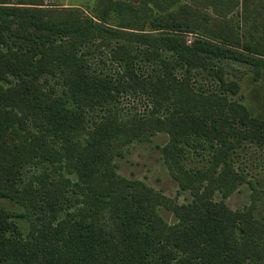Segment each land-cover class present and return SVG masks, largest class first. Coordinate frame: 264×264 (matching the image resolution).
I'll list each match as a JSON object with an SVG mask.
<instances>
[{
  "label": "trees",
  "instance_id": "trees-1",
  "mask_svg": "<svg viewBox=\"0 0 264 264\" xmlns=\"http://www.w3.org/2000/svg\"><path fill=\"white\" fill-rule=\"evenodd\" d=\"M14 1L0 0V199L14 201L21 212L0 207V264H264V221L252 214L257 187L250 184L252 206L245 213L212 200L216 190L226 198L245 182L227 160L229 139L264 144V120L225 96L237 94L240 86L217 76L224 96L196 94L190 79L178 80L171 71L162 76L155 68L156 80L149 81L151 75L139 73L123 45L115 50L120 61L115 74L88 65L98 41L123 40L146 45L144 59L166 69L172 60L186 75L204 70L214 75L213 68L229 60L250 66L259 81L264 43L234 27L213 36L202 24L167 10L147 23L155 36L128 35L80 9ZM199 1L198 7H210L230 24L224 11L255 0ZM186 32L203 38L188 45ZM129 91L152 98L147 119L122 121L119 98ZM96 113L100 120L90 125ZM127 125L133 131L150 125L170 136L164 160L182 173L179 187L194 199L189 206H166L178 218L175 225L158 212L159 195L115 173L111 150L126 142ZM196 143L210 145V165L186 171L181 159ZM27 167L40 174L26 183ZM17 219L29 223L27 234Z\"/></svg>",
  "mask_w": 264,
  "mask_h": 264
},
{
  "label": "rangeland",
  "instance_id": "rangeland-1",
  "mask_svg": "<svg viewBox=\"0 0 264 264\" xmlns=\"http://www.w3.org/2000/svg\"><path fill=\"white\" fill-rule=\"evenodd\" d=\"M20 1L15 0L14 3ZM26 1H35V4L40 5L35 8L40 9H56L58 11L67 8L80 9L86 15L97 18L98 21L104 23L108 21L109 27L121 30L128 35H154L158 33L148 29L147 23L153 17L170 11L174 15L192 19L191 23L193 24H202L201 27L205 32L213 36L226 34L227 28L234 27L235 33H243L248 39L264 43V0H255L248 7H243L241 1L238 8L233 10L230 8L224 11V13L229 14L230 24H226L210 7H198L197 3L201 2L199 0L196 1V4H194V0ZM182 6L188 7V10L183 11ZM108 8L112 10L109 14L105 12ZM203 15H206L208 20L203 19ZM250 33H253V35L251 36ZM184 36L188 45L193 44L198 38H203L201 34L194 32H186ZM120 45L130 49V56L136 58L137 68H139V73L142 76H150L153 68L162 70V72L158 70V74L162 76H165L163 72L171 71L178 80L182 78L190 79L192 89L196 94L203 92V94H221L224 96L219 89L217 76H222L228 83L238 84L240 90L237 94L227 93L225 96L230 102L243 105L253 118L264 120V71L261 79L256 81L255 74L250 66L225 60L220 66H216L218 68H213L216 71L214 75L206 70L194 71L191 75H186L183 73L184 69L174 66L176 61L171 60L172 62H168L167 69L161 66L158 60L147 62L144 59V52L148 50L146 45L137 42L127 43L123 40H110L109 44L103 45L101 41H98L92 50V55L88 56V65L94 71L115 74L120 62L116 57L115 52L117 51L115 50L120 48ZM161 53L170 57V53H164L163 50ZM219 68L220 70H218ZM158 74L153 73L147 80H156ZM172 99L175 101L176 98ZM119 101L118 108L120 109H118V112L122 116V121H128L130 118L143 121L147 119L148 115L152 114L150 113L153 108L152 98L142 92L138 94L131 91L123 92ZM160 113L165 114L166 111L162 110ZM90 116H92L90 125H92L91 122L100 120L98 113ZM126 127V131H128L126 142L115 144L111 150L114 156L112 164L115 165V173L128 181L140 182L148 190H152L159 195L162 200L161 203H158V212L166 223L175 225L178 223V218L175 212L166 206H189L194 199L190 191L182 190L179 187L177 175L182 173L176 168L171 170L164 160L163 149L167 146L170 136L163 131L151 129L150 125L138 129L141 132L140 134L137 129L135 131L131 129L132 125ZM152 130L156 132L152 133ZM238 137L229 139L232 146L229 148L227 160L232 169L245 179V182L238 185L236 191L226 198L216 190L212 200L217 203H224L232 212H248L252 206L250 184H253L260 194L257 196L256 208L252 214L256 220L264 221V144L256 139L242 141ZM203 145L205 147L199 148L196 143L187 147L186 154L180 163L186 171L204 170L209 167L212 150L209 149V144ZM24 172V182L26 183L34 180L40 174V170L34 167H27ZM62 172H59L60 175ZM64 178L76 181L75 177L69 175ZM0 207L14 213L21 212L19 205L9 199H0ZM17 222L23 233L27 234L29 223L24 219H17Z\"/></svg>",
  "mask_w": 264,
  "mask_h": 264
}]
</instances>
